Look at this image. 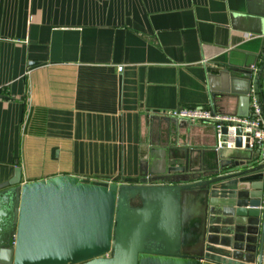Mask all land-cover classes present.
Listing matches in <instances>:
<instances>
[{
    "label": "crops",
    "instance_id": "0c3cea01",
    "mask_svg": "<svg viewBox=\"0 0 264 264\" xmlns=\"http://www.w3.org/2000/svg\"><path fill=\"white\" fill-rule=\"evenodd\" d=\"M263 53L264 0H0V182L20 165L22 183H136L159 141L175 157L195 148L205 175L213 123L170 138L158 126L185 104L246 115L236 85L207 67Z\"/></svg>",
    "mask_w": 264,
    "mask_h": 264
},
{
    "label": "water",
    "instance_id": "95a60500",
    "mask_svg": "<svg viewBox=\"0 0 264 264\" xmlns=\"http://www.w3.org/2000/svg\"><path fill=\"white\" fill-rule=\"evenodd\" d=\"M257 58L207 67L212 82L236 85L247 114L252 100L264 113ZM190 121L165 117L158 130L178 136ZM241 132L234 147L210 149L205 175L195 148L175 157L170 141L151 144L136 183L71 174L22 183L17 165L0 182V264H264V161Z\"/></svg>",
    "mask_w": 264,
    "mask_h": 264
},
{
    "label": "built area",
    "instance_id": "2783aa9c",
    "mask_svg": "<svg viewBox=\"0 0 264 264\" xmlns=\"http://www.w3.org/2000/svg\"><path fill=\"white\" fill-rule=\"evenodd\" d=\"M166 114L179 119L213 123L217 147H234L239 135L237 129L241 128L242 147L259 150L261 161H264V113L256 100H252L250 113L247 115L216 111L210 104L180 105ZM224 127H227V133L223 132Z\"/></svg>",
    "mask_w": 264,
    "mask_h": 264
}]
</instances>
